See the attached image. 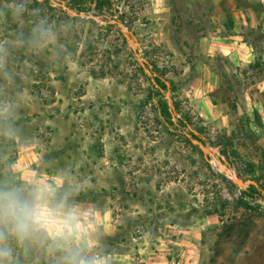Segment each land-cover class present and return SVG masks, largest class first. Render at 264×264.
<instances>
[{"label": "rangeland", "instance_id": "1", "mask_svg": "<svg viewBox=\"0 0 264 264\" xmlns=\"http://www.w3.org/2000/svg\"><path fill=\"white\" fill-rule=\"evenodd\" d=\"M98 1L0 0V178L70 187L100 264H264V0Z\"/></svg>", "mask_w": 264, "mask_h": 264}, {"label": "clouds", "instance_id": "2", "mask_svg": "<svg viewBox=\"0 0 264 264\" xmlns=\"http://www.w3.org/2000/svg\"><path fill=\"white\" fill-rule=\"evenodd\" d=\"M56 39L46 22L32 29L31 42L37 49L55 44ZM72 194L70 187L0 178V264H14L15 249L32 247L50 250L56 264H100L89 254L88 242L94 237L86 230L83 210Z\"/></svg>", "mask_w": 264, "mask_h": 264}, {"label": "trees", "instance_id": "3", "mask_svg": "<svg viewBox=\"0 0 264 264\" xmlns=\"http://www.w3.org/2000/svg\"><path fill=\"white\" fill-rule=\"evenodd\" d=\"M100 3H103L104 5L108 4L107 0H100L96 3L98 9L103 7ZM160 77L161 76H154V78H153L154 83H155L154 87H156L157 90H154L153 87H150L148 89L147 96H146V99L148 101H153L155 99L158 100L159 98H161V92L167 90V87H168L167 82L165 80H162V78H160ZM156 106H157V109L159 111V116H161L162 118H168L171 116L170 108L165 103L158 101V102H156ZM175 111H176V113H178L177 109H175ZM180 121H181V119H180ZM187 124H189V123L185 122L184 126H186ZM253 188H254V186L250 185L249 191H252ZM23 256H25L24 253L23 254L21 253L19 256L16 255V257L14 256V264L27 263V259H24ZM17 261H18V263H16Z\"/></svg>", "mask_w": 264, "mask_h": 264}]
</instances>
